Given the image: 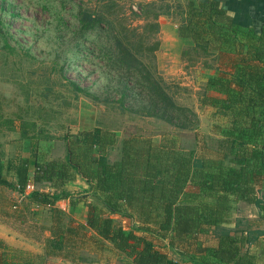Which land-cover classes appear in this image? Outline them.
I'll use <instances>...</instances> for the list:
<instances>
[{
	"label": "trees",
	"instance_id": "trees-1",
	"mask_svg": "<svg viewBox=\"0 0 264 264\" xmlns=\"http://www.w3.org/2000/svg\"><path fill=\"white\" fill-rule=\"evenodd\" d=\"M57 1L64 8L74 0ZM235 1L185 0L184 17L177 28L178 37L191 40L194 48L217 55L218 66L207 78L201 105L228 116V125L216 128L219 137L204 138L195 149L174 150L132 136L123 141L121 158L115 162L108 159L116 143L115 133L101 127L64 136V156L45 163L37 160V141L32 140L29 156L0 159V189L8 187L18 193L31 182L34 190L26 199L33 206L48 207L54 226L41 257L14 249L0 239V264H47L49 257L63 254L80 229L90 230L133 264H264V255L259 263L244 250L264 232L222 227L229 220L227 206L221 201L253 205L258 218L264 220V11L230 15L228 9H239ZM36 5L48 6L39 1ZM1 8L11 13L9 5L3 3ZM74 11L70 15L75 28L73 41L87 44V37L96 36L101 43L104 36L106 45L97 50L102 53L101 67H105L109 79L103 98L69 81L75 93L159 119L177 129L195 126L191 121L196 114L175 102L157 73L159 41L153 38L149 42L147 31H154L157 24L134 16L135 21L143 23L130 26V38L126 39L106 29L110 24L103 16L92 17L81 7ZM12 37L0 22L5 48L13 49L9 42ZM143 53L150 58L147 65L138 58ZM112 82L115 85L111 88ZM159 82L165 86L162 88ZM12 172L15 183L6 179ZM75 177L87 184L86 195L81 197L91 203L84 224L71 219L65 226V213L55 203L70 198L63 186ZM44 187L55 192H46ZM188 190L199 196L185 201ZM206 197L214 201L205 202ZM112 215L130 217L127 229L117 226ZM168 251L175 252L180 261L170 258Z\"/></svg>",
	"mask_w": 264,
	"mask_h": 264
},
{
	"label": "rangeland",
	"instance_id": "rangeland-1",
	"mask_svg": "<svg viewBox=\"0 0 264 264\" xmlns=\"http://www.w3.org/2000/svg\"><path fill=\"white\" fill-rule=\"evenodd\" d=\"M37 1L40 4L47 2L48 6H37ZM184 1L74 0L63 6L64 9L57 0H0V22L13 34L9 39L13 49L5 48L0 39V159L7 161L27 157L32 140L37 141L39 162L62 158L65 154L62 140L64 136H73L96 126L115 133L116 143L108 152L111 162L121 158L123 141L132 136L139 137L140 141L149 139L157 147L174 150L195 149L204 138L219 137L216 128L226 127L228 116L215 108L201 105L207 78L218 66L217 55L194 48L190 40L191 45L182 46L177 58H167L168 51L161 26L168 23L177 30L184 17ZM3 3L5 7L9 5L11 13L8 14L1 8ZM50 6L53 7V15L49 13L52 12ZM78 7L92 17L106 18L110 25H105V28L113 29L112 33L117 32L126 39L130 38V26L143 23L135 21V17L158 25L154 31L147 29L151 36L148 41L153 42V38L159 41L155 54L157 73L168 86L175 102L196 114V119L191 121L195 122L192 129H177L159 119L143 117L117 105L93 101L90 96L74 92L69 81L76 82L81 88H87L92 94L96 93L103 98L109 84L107 70L101 67L102 53L97 50L106 45L104 36L101 43L96 36L87 37V44L83 40L79 43L72 40L75 28L70 15ZM92 49L98 54H93ZM138 58L146 65L150 61L146 53L138 55ZM160 63L164 65L165 72L160 69ZM172 66L177 70L171 69ZM164 82H159L162 88L165 86ZM112 83L111 88L115 85ZM209 94L215 95V92L210 91ZM6 179L11 183L16 182L13 172L7 174ZM83 186H86L84 181L75 177L66 182L63 189L71 196L83 200L80 196H85ZM46 188L48 187H44ZM2 190L0 229L9 237L20 236L30 249L6 243L14 249L41 257L54 226L50 210L37 208L34 211L29 206L28 199L17 204L18 195L14 190L8 187H2ZM196 194L198 193L188 190L184 200L189 202L191 200L188 197L197 196ZM212 197H206L204 201L211 203L214 201ZM221 203L227 206L229 220V223L222 224L223 228L239 232H264V220L258 218L253 205L232 200ZM14 205L18 208L22 205L25 211L23 208H13ZM64 213L65 226L71 219L81 223L69 213ZM131 215L135 221L139 220L135 211H131ZM2 216L5 218L2 219ZM111 217L117 226L126 228L130 222V217ZM22 218L25 221L16 222ZM246 249L262 263L264 235L259 236L249 247L245 245L244 250ZM65 252L66 256H63ZM63 254L49 257L46 263L133 264L131 259L113 250L109 243L98 240L90 230L80 229L78 236L71 239ZM168 255L178 261L181 259L173 251H168Z\"/></svg>",
	"mask_w": 264,
	"mask_h": 264
},
{
	"label": "crops",
	"instance_id": "crops-1",
	"mask_svg": "<svg viewBox=\"0 0 264 264\" xmlns=\"http://www.w3.org/2000/svg\"><path fill=\"white\" fill-rule=\"evenodd\" d=\"M235 3H238L235 7H239V9H236V8L228 9L230 15H233L237 11H253V10L264 11V0H236ZM161 31L163 34L164 42L166 44V51H168V57L167 58H169V59L170 58L171 59L177 58L181 52V49L183 48L182 46L185 47L186 45H191V42L189 39H183V38L178 37L176 28L173 27L172 25H169L168 23L162 24ZM160 67H161L160 69L164 71V65L162 63H160ZM171 69H173V66ZM173 70L176 71L177 69H173ZM32 172L33 171H31V176H32ZM87 187L88 186L86 184V186H83V189H85V191H86ZM43 190L46 192H50L51 194L55 192V190L50 188V187L43 189ZM2 191L3 190L1 188L0 193H2ZM85 191H84L83 195H86ZM13 192L17 195L16 191H13ZM80 196H82V194ZM24 203L26 204L27 202H24ZM89 203H91L90 199H84L83 198V200H79L78 197H73L70 195V198H68V199H62V200L57 201L55 203V207L58 208L59 210L63 211V212L69 213L77 221L84 224L85 218H86L87 206ZM29 206L33 207L32 209L34 211H37L36 210L37 208L50 210L48 207L33 206L30 202H29ZM17 208H18V206H17ZM22 208L23 207L21 205V206H19L18 209L22 210ZM24 211H25V209H24ZM22 214H25V213L23 212ZM3 218H5V217L2 216V219ZM20 221L21 222L25 221V218L19 219L16 222L20 223ZM16 237L15 236L9 237L7 234L4 235L3 231L0 229V239L5 240V242H7L8 244L15 245L17 247L24 248V249H30V246H28L26 241L22 240L20 236L18 238H16Z\"/></svg>",
	"mask_w": 264,
	"mask_h": 264
},
{
	"label": "built area",
	"instance_id": "built-area-1",
	"mask_svg": "<svg viewBox=\"0 0 264 264\" xmlns=\"http://www.w3.org/2000/svg\"><path fill=\"white\" fill-rule=\"evenodd\" d=\"M34 190V185L31 182H28L26 187L23 191L17 193V199L16 203L20 204L22 201H24L27 197V195ZM17 205H14L13 208H16Z\"/></svg>",
	"mask_w": 264,
	"mask_h": 264
}]
</instances>
